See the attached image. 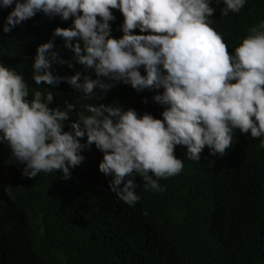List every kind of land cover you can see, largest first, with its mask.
<instances>
[{
  "label": "clouds",
  "instance_id": "clouds-1",
  "mask_svg": "<svg viewBox=\"0 0 264 264\" xmlns=\"http://www.w3.org/2000/svg\"><path fill=\"white\" fill-rule=\"evenodd\" d=\"M245 3L216 0L223 4L224 16L239 13ZM211 4L213 0H0V8H11L4 33L38 13L47 19L46 39L31 64L35 85L54 88L64 82L80 99L93 101L125 84L136 92L155 93L152 101L163 108L157 119L116 102L87 103L78 111L67 100L63 108L49 107L53 91L29 89L23 75L0 63V208L11 203L2 174L5 161L23 164L21 174L29 179L41 172L69 179L70 170L85 160L81 153L95 146L102 153L98 171L111 176L109 191L131 207L140 199L134 177L142 178L145 190L163 191L158 181L182 171L177 146H184L195 162L205 147L210 155L223 157L238 129L259 139L264 149V21L250 28L229 54L210 26ZM115 20L122 33L118 39L111 35ZM65 49L73 53L69 59L61 58ZM74 64L95 78L81 71L55 74L54 65L72 69Z\"/></svg>",
  "mask_w": 264,
  "mask_h": 264
},
{
  "label": "trees",
  "instance_id": "trees-1",
  "mask_svg": "<svg viewBox=\"0 0 264 264\" xmlns=\"http://www.w3.org/2000/svg\"><path fill=\"white\" fill-rule=\"evenodd\" d=\"M210 7L215 8L210 26L229 54L250 28L264 21V0H246L239 13L227 16L216 0ZM10 11L0 8V63L23 75L29 89L53 91L49 107L63 108L67 100L78 111L87 103L116 102L138 115L161 118L163 108L148 90L116 84L103 100L86 101L64 82L54 88L35 85L31 64L46 39L47 19L38 13L4 33ZM119 27L115 20L111 35L117 39ZM72 55L65 49L61 58ZM53 68L59 76L81 71L95 78L78 64ZM232 143L223 157L210 155L205 147L197 162L188 158L184 146H177L182 171L158 181L163 191L145 190L142 178L134 177L140 199L131 207L109 191L111 176L98 171L102 153L95 146L81 153L85 160L70 170L69 179L58 172L29 179L21 174L23 164L5 161L2 174L11 203L0 208V264H264V149L259 139L238 129Z\"/></svg>",
  "mask_w": 264,
  "mask_h": 264
}]
</instances>
